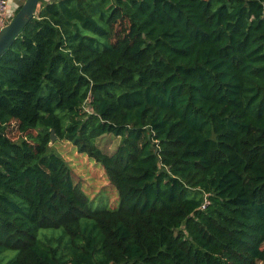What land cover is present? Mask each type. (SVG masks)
<instances>
[{
    "label": "trees",
    "instance_id": "obj_1",
    "mask_svg": "<svg viewBox=\"0 0 264 264\" xmlns=\"http://www.w3.org/2000/svg\"><path fill=\"white\" fill-rule=\"evenodd\" d=\"M0 264H264V0H39L0 55Z\"/></svg>",
    "mask_w": 264,
    "mask_h": 264
},
{
    "label": "rangeland",
    "instance_id": "obj_2",
    "mask_svg": "<svg viewBox=\"0 0 264 264\" xmlns=\"http://www.w3.org/2000/svg\"><path fill=\"white\" fill-rule=\"evenodd\" d=\"M24 0H14L20 5ZM20 134L13 131L12 137L17 140ZM120 138L105 134L97 139L96 143L106 153H112ZM53 152L59 154L67 162L73 180L89 196L92 205L112 208L118 205V192L106 177L103 167L87 154L78 152L74 145L59 138L50 143Z\"/></svg>",
    "mask_w": 264,
    "mask_h": 264
},
{
    "label": "water",
    "instance_id": "obj_3",
    "mask_svg": "<svg viewBox=\"0 0 264 264\" xmlns=\"http://www.w3.org/2000/svg\"><path fill=\"white\" fill-rule=\"evenodd\" d=\"M39 0H24L12 18L0 28V55L11 41L19 34L26 23L34 16ZM56 134L50 132V143L54 141Z\"/></svg>",
    "mask_w": 264,
    "mask_h": 264
},
{
    "label": "built area",
    "instance_id": "obj_4",
    "mask_svg": "<svg viewBox=\"0 0 264 264\" xmlns=\"http://www.w3.org/2000/svg\"><path fill=\"white\" fill-rule=\"evenodd\" d=\"M19 6L13 0H0V28L12 18Z\"/></svg>",
    "mask_w": 264,
    "mask_h": 264
},
{
    "label": "crops",
    "instance_id": "obj_5",
    "mask_svg": "<svg viewBox=\"0 0 264 264\" xmlns=\"http://www.w3.org/2000/svg\"><path fill=\"white\" fill-rule=\"evenodd\" d=\"M13 2H14V0H13Z\"/></svg>",
    "mask_w": 264,
    "mask_h": 264
}]
</instances>
